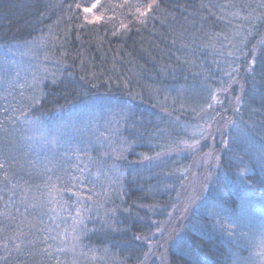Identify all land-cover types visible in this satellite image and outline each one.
Returning <instances> with one entry per match:
<instances>
[{
    "label": "trees",
    "instance_id": "obj_1",
    "mask_svg": "<svg viewBox=\"0 0 264 264\" xmlns=\"http://www.w3.org/2000/svg\"><path fill=\"white\" fill-rule=\"evenodd\" d=\"M0 264H264V0H0Z\"/></svg>",
    "mask_w": 264,
    "mask_h": 264
},
{
    "label": "snow or ice",
    "instance_id": "obj_2",
    "mask_svg": "<svg viewBox=\"0 0 264 264\" xmlns=\"http://www.w3.org/2000/svg\"><path fill=\"white\" fill-rule=\"evenodd\" d=\"M95 7V4H93L92 6H91V8H94ZM91 8L90 7H85L84 8V11L85 12H89V11H91Z\"/></svg>",
    "mask_w": 264,
    "mask_h": 264
}]
</instances>
